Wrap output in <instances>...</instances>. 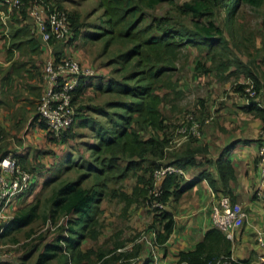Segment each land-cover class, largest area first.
<instances>
[{
    "label": "trees",
    "instance_id": "16d2710c",
    "mask_svg": "<svg viewBox=\"0 0 264 264\" xmlns=\"http://www.w3.org/2000/svg\"><path fill=\"white\" fill-rule=\"evenodd\" d=\"M2 1L0 0L1 3ZM24 2L25 5L20 10H15L7 22L11 46L17 50L29 48L32 54H37L40 46L37 39L31 36V0ZM45 2L66 11L61 2ZM166 2L171 3L172 9L178 5L173 0H98V8L86 16L76 11L68 12L72 28L69 44L75 45L79 40L96 44L105 40L102 46L103 54L110 53L111 46H126V52H122L120 56L116 55L114 60L111 59L107 63L109 66H120V69H115V73L125 70L123 73L126 76L123 74L119 82L118 73L108 76L103 71L101 73V69H96L94 77L82 79L73 95V106L77 114L75 123L61 141L51 139L49 133L46 135L50 143L62 148L68 141L78 137L77 129L89 128L96 139L92 143L86 142V148L91 151L90 158L83 157L79 163L75 157H60L54 150L43 149L36 150L31 161L27 156L14 154L19 164L33 175L34 182L27 192L13 201L14 217L9 222L0 220V237L10 236L30 227L26 237L31 242L28 241L23 246L25 250L21 264H27L37 254L35 264H49L58 259L64 260L62 264H127L123 262L125 259H131L139 253L140 245L135 248L134 254L119 252L125 245V241L119 236L118 241L110 246L102 245L96 248L89 245L100 243L104 237L101 218L104 215L103 203L106 199L118 198L130 208L140 202L141 195L146 196V187L150 186L152 173L158 167V159L164 157V151L170 143L167 135L169 124L162 107L172 100L169 93L180 94L181 83L179 79H174V76L179 71L178 63L184 48L192 46L202 54L204 61L197 60L196 78L210 73H215L222 79L235 76L251 78L258 96L255 101L245 106V110L254 113L262 121L264 128V55L261 61L257 58L255 62L253 58L256 53L254 50H264V43H256L254 38L246 36L242 23H235L238 12L244 7L260 10L264 8V0H185L176 7L182 15L178 13L175 19L170 14L166 17L148 14V11L155 10ZM99 10L103 11L102 21L88 22ZM224 14L228 16L226 22L229 21L228 35L226 22L222 20ZM181 16L188 21L186 27L176 23ZM1 21L0 25L6 27ZM183 22L186 24V20ZM229 40L236 44L230 45ZM75 56L83 64L82 58ZM241 57L248 58L247 63ZM121 58L123 60L120 64ZM105 77L108 78L107 85L104 87L103 84H98L99 90L118 92L127 98L113 100L114 102L94 109L103 118L96 121L94 117H88L86 106L78 107V104L91 83L94 84L93 80L104 82ZM245 88L246 85L236 84L234 91L245 97ZM36 90L37 96L41 98L44 81L42 85L35 87L34 91ZM190 112L196 116L200 114L198 109ZM202 117L201 115L197 118L202 120L203 130L205 123ZM34 125L47 131L46 123L37 113L31 121V127ZM0 134L5 140L9 138L1 127ZM13 137L16 142H20V137ZM198 142L192 140L176 150L171 154L168 165L182 169L198 167V156H203L208 150ZM255 142L260 144L261 139ZM6 143L0 146V161L14 150L13 142ZM233 146L234 144L224 148L216 161L205 160L204 167L213 166L218 175L217 179L208 169L202 170L196 181L187 184L177 175H168L163 183L161 196L154 197V200L163 204L171 198L177 200L203 180H207L215 194L234 199L231 184L236 179V169L227 157ZM40 154L55 156L56 160L59 158L56 170L52 169L54 164L45 165L38 162L36 157ZM54 161L51 163H55ZM72 171L77 172L76 178L63 177ZM138 171L144 172L143 176L137 178V182L144 184L145 189L135 186L133 194L128 195L121 190L120 185L119 188L114 187L128 177L138 174ZM45 173L51 174L40 185L39 181L43 180ZM50 187L49 195L42 200L41 193ZM254 198L257 199L255 192ZM154 220V228L159 227L157 242L164 244L173 233L174 217L162 210L155 215ZM48 222L56 226L54 231L57 233L52 241L44 246V250L38 253L40 243L46 238L43 233L38 235V231ZM35 223H38V229L31 227ZM17 240L13 241L19 242ZM231 249V240L219 229L214 228L207 232L195 251L182 253L181 259L188 264L216 263L221 257L230 258ZM249 262L251 261L246 260L231 264Z\"/></svg>",
    "mask_w": 264,
    "mask_h": 264
},
{
    "label": "crops",
    "instance_id": "0c3cea01",
    "mask_svg": "<svg viewBox=\"0 0 264 264\" xmlns=\"http://www.w3.org/2000/svg\"><path fill=\"white\" fill-rule=\"evenodd\" d=\"M2 11H4V7L0 2V20H2ZM11 15L12 13L9 14L8 19ZM31 36L37 39L40 46L37 54H32L29 48L26 50L12 48L8 23L6 27L0 25V127L10 138L16 135L23 140L28 137L26 133L30 128L35 129L36 137H42V139L34 141L37 146L36 150L57 152L60 148L48 141L46 130L38 128L37 125L31 127L39 98L37 90H34L35 87L42 85L45 60L47 61L53 55H59L60 51L72 55L79 53L74 50L75 47L77 48L76 45L46 44L32 31ZM10 51L12 52L10 53ZM216 77L219 81L222 80L221 76ZM193 78L195 76L189 83L197 81L201 84L205 79L215 80V76L212 74ZM215 81L213 89L210 91L207 88V92L202 96L205 100L204 103L194 105L193 108L198 109L199 112L209 108L205 113L210 111V114L213 115L212 121L204 124L203 137L200 141L208 150L203 156H198V167L184 169V175L179 177L184 180V184H187L196 181L199 173L208 169L217 179L218 175L213 166L204 167L205 160L216 161L224 148L234 144L227 155L236 169V179L231 184L234 199L229 197L247 210L248 219L240 229L235 231L231 239L228 238L232 242L231 258L237 263L246 260L251 261L249 263H257L261 257H264V206L254 198L255 188L259 183L257 166L259 143L255 141L260 138L263 124L254 113L245 110V106L248 104L240 93L233 90L229 93L231 97L227 94L213 95L212 92L217 94L222 91V88L224 89L220 82ZM188 88L184 85L180 87L183 92ZM32 91L34 92L32 93ZM219 102L223 103L219 106ZM170 108H176L174 102L171 103ZM30 138L31 135H29ZM11 140L15 143L14 139ZM187 143L184 141L181 144L184 147ZM14 147L19 148L16 145ZM11 154L30 157V154L28 155L23 148L14 149ZM29 159L31 160V158ZM53 160H56V157L51 155L39 158L40 162L51 163ZM42 181H39L40 185H42ZM220 199V195L214 193L207 180L195 184L179 199L171 198L165 204L164 210L174 217L173 233L164 244H158L159 227L154 228L152 225L146 234L147 237L138 244L140 245L138 256L140 255L146 263L188 264L187 261L181 259V255L195 251L198 244L205 239L207 232L215 228L212 222V212L214 207L219 205ZM13 209H15L14 205ZM222 234L224 235L223 232ZM138 245H134V247ZM127 253L134 254L135 250Z\"/></svg>",
    "mask_w": 264,
    "mask_h": 264
},
{
    "label": "rangeland",
    "instance_id": "374dc122",
    "mask_svg": "<svg viewBox=\"0 0 264 264\" xmlns=\"http://www.w3.org/2000/svg\"><path fill=\"white\" fill-rule=\"evenodd\" d=\"M56 1L61 2L65 6L66 11L68 12L76 11L80 13L82 16H86L93 9L98 8V0H56ZM173 1H175V3L179 5V4H182L185 0H173ZM178 5L175 6V9L174 8L172 9L171 3L166 2L160 5L155 10L148 11V14L150 13V14L159 15L163 17L169 16L170 14L175 19L177 18L178 13L181 14L179 12V8L176 9ZM102 17H103V11L99 10L92 17L88 19V22L98 23L99 21H102L103 19ZM227 19H228V16L224 14L222 17L223 22H226ZM184 20H186V24L185 22H183ZM236 22L242 23L245 26L246 36H251L252 38H254L256 40V43L257 42L264 43V8L260 10H256V9L244 7L241 11L238 12L237 20H235V23ZM176 23L183 25V26L185 25L184 27H186V25L188 24V21L187 19H185L184 16L183 17L181 16L180 20H177ZM228 24H229V21L226 22V26H227L226 34L227 35L229 33ZM104 43H105V40H100L99 43H96V44H91V42L79 40L76 42L75 45L77 46V48L75 47L74 50L75 52L77 51V53H79L78 57L82 58V61H83L82 65L84 67H92L95 70L101 69L100 72L102 73L103 71L108 76H111L112 73L114 74L118 73L117 81L121 82L123 74L126 76V74L123 73V71L125 70H122V72L119 70V72L115 73L116 72L115 69L116 68L120 69V66L118 65L109 66L107 65V63L111 59L114 60L116 55L120 56L122 55V52L123 53L126 52L127 47L124 46L123 48H116L114 46H111L110 53L103 54L102 46ZM229 44L235 45L236 43L233 40L232 41L229 40ZM198 50L192 46H189V47L184 48L181 51L182 55L178 63L179 71L175 74L174 79H179L181 85L187 86L189 88L186 89L185 92L181 90L182 92L180 91L179 92L180 94L178 95L175 93H169L171 95L172 100L164 104V106L162 107L163 114L167 118L168 124H169V130H168L167 135L170 139V143H169V146L164 151V157L162 159H158L157 168H161V167H164V165H168L169 161H171V154H174L176 150H179L183 147L182 146L183 144H181L182 137L178 132L180 128V123L184 119V116L186 114L188 113L193 114V112H190V110H193L194 105H201V103H204L205 100L202 98V96H204L205 93L207 92V88H209V90L213 89V83L215 80L220 82V84L222 85V87H224V89L222 88V91L218 92L219 94L212 92L213 95L215 94L218 96L220 94H223V95L227 94L229 97H231V94L229 93H231L234 90V87L236 86V84H242L248 79V78H244V76H238L239 78L238 79L237 76H235L229 79H222L221 81H219L215 73H210L213 76H215L214 81L213 79L209 81L205 79L204 81L201 82V84H199V82L197 81H192L191 83H189L192 77L195 76L194 68L196 67L197 60H201L202 62L204 61L202 54L199 52L200 50L199 51ZM254 52H256L253 55L255 62L257 58L259 59V61H261V58L264 55V50L263 51L254 50ZM241 58L243 59L245 63H247L248 58L246 57H241ZM122 60L123 58L119 60L120 64L122 63ZM44 66L45 65H43V68ZM207 67H209V63L207 64ZM43 77H44V70L42 73V79ZM104 79H105L104 82L102 81L99 83L97 80H93L94 84L91 83L90 88L85 91L84 95L80 99V103L78 104V107L80 105L86 106L87 108L86 114L88 115V117H94L96 121H98L99 119L101 120L103 118L99 116V114L94 109L101 108L105 106L106 104L111 103V101L114 102V101H118V99L124 100L127 98L126 96H123L122 94L118 92H106L103 89L99 90L97 88L98 84H103L104 87H106L107 85L108 78L105 77ZM193 79H196V77ZM43 81L44 79L42 80V83ZM190 84L192 85L189 86ZM39 100H40V97L38 98V102ZM38 102L36 104L35 113H37ZM172 102H174V106L176 107L174 109L170 108ZM221 103L223 102H219V106L221 105ZM208 109L209 108H207L206 111H208ZM206 111H203L204 113L200 112L198 116H196L195 114L194 115L196 118L202 115L203 120L207 118H212L213 115L210 114V111L208 113H205ZM34 131L35 129L30 128V130H28L26 133L28 134V137H26V139L24 140L23 138L22 139L20 138L19 139L20 142H16L15 137H12V138L9 137L6 140L3 139L4 142L2 141L0 143V146H3V144H5L6 142H13V140L11 139H14V141L16 142V146H19V148L25 149V151H27V154L28 155L30 154L29 158L34 159L33 156L36 153V149H37V146L34 143V141H38V139L40 138L42 139V137L37 138L36 137L37 135L34 133ZM77 131H78V137L75 140L71 139L62 148L58 149L57 154L60 157H64V156H70L71 158L75 157L77 161H79L80 163L83 157L90 158V155H91V151L86 148L87 147L86 142L92 143V142H95L96 139L93 137V134L89 128L77 129ZM38 133L42 134L41 132H38ZM29 135H31L30 139H29ZM192 140H194L195 143H197L198 141L199 142L202 141V138L190 139L187 142L189 143ZM19 148L14 147V149H19ZM40 155L44 156L43 154H40ZM40 155L39 157H36L38 162H39ZM57 161L59 162L60 160H55L54 161L55 163H49V162H41V163L45 165L54 164L52 167L54 171L56 170L58 166V165L56 166V164L58 163ZM50 174H46V173L45 175L42 174L43 175L42 183L45 181L48 175L50 176ZM153 174L154 173H152V176H151L150 186L148 185L146 187V190H147L146 196L144 197L141 195V198H139L140 202L133 205L132 207L127 208L126 204L120 201L118 198L106 199L104 201L103 203L104 204V215H103V218H101V221L103 223L102 227L104 229V232H103L104 237L102 238L100 243H97V244L91 243L89 246L92 245L93 247H96V248L101 247L102 245L110 246L116 241H118L117 236H119L121 239H123V241H125V245L123 248L119 249L118 251L125 253V252L135 250L136 247H134V245L136 246L139 243L144 241V238L147 237L146 234L148 233V230L151 229L152 225L154 226L155 215L159 214V211L157 209L151 208V201H152L151 197L156 187ZM76 175H77V172L72 171L70 173L64 174L63 177L74 179L76 178ZM143 175H144V172L138 171V174L128 177L125 181H123L122 183L114 187H117V188L121 187V190L123 192H126L128 195H132L135 186H139L140 189L142 188V190L145 189L144 184H138L137 182L138 181L137 178ZM50 189L51 187L44 190L41 193L42 200L45 199L49 195ZM14 211L15 209H13V205H11L7 213L10 218L0 219V220H5V222H9L14 217ZM37 226H38V223H35L31 227L36 229ZM29 229L30 227L25 228L22 231L15 232L11 234L10 236L0 237V251L3 253L6 252V253L11 254L13 258L11 262L12 264L22 263L21 258L25 250L23 246L28 241H30L26 237V232ZM54 229H56V226H53L52 224L48 222L46 226H44V228L38 231V235L43 233L42 235L46 237L44 238L43 242L40 243L38 253H41L44 250V246L52 241L55 233H57V231H54ZM14 239H18L17 241L19 242H14L13 241ZM138 254L139 253L137 252L136 257H140V255L138 256ZM37 258H38V254L33 256V258L27 264H35L37 261ZM63 261H64L63 259L53 260L49 264H62ZM127 261L128 259H125L123 262H126L127 264H129V262Z\"/></svg>",
    "mask_w": 264,
    "mask_h": 264
},
{
    "label": "built area",
    "instance_id": "2783aa9c",
    "mask_svg": "<svg viewBox=\"0 0 264 264\" xmlns=\"http://www.w3.org/2000/svg\"><path fill=\"white\" fill-rule=\"evenodd\" d=\"M25 0H3L4 11L1 18L5 25L10 13L20 10L25 5ZM30 17L32 19V32L46 44L60 43L70 45L69 37L72 32L68 11L61 10L55 5H49L45 0H31ZM96 75L92 67H84L75 55L60 51L59 55L48 58L44 66V92L37 105V115L46 123L47 132L53 140L61 141L68 130L76 121V109L73 106L75 89L82 79H89ZM246 85L245 100L247 104L255 101L258 91L254 81L248 78L242 83ZM213 118L204 119L208 124ZM179 134L182 141L200 139L203 136L202 122L194 114L188 113L180 123ZM261 143L258 151L259 183L255 188L257 201L264 206V128L260 131ZM3 136L0 134V143ZM0 219L10 218L7 213L13 201L21 194L27 192L34 182L33 175L19 164L14 154H9L0 161ZM184 175V169L175 165H164L154 171L155 189L152 197H160L163 183L168 175ZM151 197V198H152ZM152 200L151 208L162 211L165 204ZM219 205L214 207L212 222L215 228L231 239L236 230L240 229L248 219L247 210L239 203L233 202L229 196H222ZM2 230L0 231V234ZM10 253L0 251V262H12ZM129 264H156L146 263L141 257L128 259ZM235 262L231 257H221L216 263L231 264ZM264 264V257L257 263Z\"/></svg>",
    "mask_w": 264,
    "mask_h": 264
}]
</instances>
